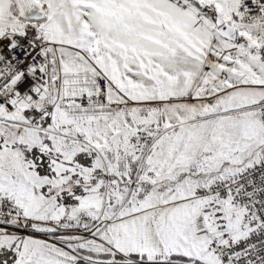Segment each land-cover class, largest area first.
<instances>
[{"label":"snow or ice","instance_id":"1","mask_svg":"<svg viewBox=\"0 0 264 264\" xmlns=\"http://www.w3.org/2000/svg\"><path fill=\"white\" fill-rule=\"evenodd\" d=\"M0 264H264V0H0Z\"/></svg>","mask_w":264,"mask_h":264}]
</instances>
